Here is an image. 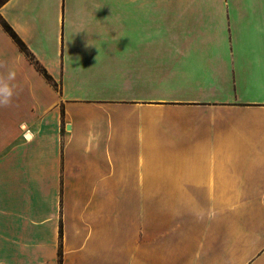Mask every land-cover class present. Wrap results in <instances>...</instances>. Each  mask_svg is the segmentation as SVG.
I'll use <instances>...</instances> for the list:
<instances>
[{
    "label": "crops",
    "instance_id": "0c3cea01",
    "mask_svg": "<svg viewBox=\"0 0 264 264\" xmlns=\"http://www.w3.org/2000/svg\"><path fill=\"white\" fill-rule=\"evenodd\" d=\"M0 18L51 78L0 23V264H264V172L244 168L264 163V0H7Z\"/></svg>",
    "mask_w": 264,
    "mask_h": 264
},
{
    "label": "rangeland",
    "instance_id": "374dc122",
    "mask_svg": "<svg viewBox=\"0 0 264 264\" xmlns=\"http://www.w3.org/2000/svg\"><path fill=\"white\" fill-rule=\"evenodd\" d=\"M255 163V165H254ZM253 163V166L248 168V163H244V168L245 170H250V172L252 173H261V172H255L256 170H263L264 172V163H260V162H254ZM259 163H260V167H259ZM239 164H243V163H239ZM264 182V173H262L259 177L255 178L252 180V184L251 185V188L254 189L250 194H253L255 192L256 189H258V187L260 185H262ZM250 197L249 200L252 201V195H248ZM149 197H152V198H149ZM255 200H253V204L255 203L254 202ZM167 209V214L165 215V217H167L168 219L171 218V217H176V214L178 215L180 212V210H178V208H184L186 207V201L183 200V202H181L180 200H178L177 202L174 203V206H173V210L175 208H177V210L175 209V215L174 213L171 212L170 208L168 205L164 204V209ZM148 214H147V232L148 234H153L155 229H156V215H155V205H154V198H153V195H148ZM186 211V209L184 210ZM186 214L184 213L181 217H185ZM185 219V218H184ZM184 219H182L180 222H176L175 224L177 223H182L184 221ZM261 224V227L262 229L264 230V222L260 223Z\"/></svg>",
    "mask_w": 264,
    "mask_h": 264
},
{
    "label": "clouds",
    "instance_id": "9594fccd",
    "mask_svg": "<svg viewBox=\"0 0 264 264\" xmlns=\"http://www.w3.org/2000/svg\"><path fill=\"white\" fill-rule=\"evenodd\" d=\"M15 79L16 73L13 70L0 75V107H9L13 104L16 95Z\"/></svg>",
    "mask_w": 264,
    "mask_h": 264
},
{
    "label": "trees",
    "instance_id": "16d2710c",
    "mask_svg": "<svg viewBox=\"0 0 264 264\" xmlns=\"http://www.w3.org/2000/svg\"><path fill=\"white\" fill-rule=\"evenodd\" d=\"M7 0H0V7L2 6V4H4ZM0 23L2 25V27L4 28V30L10 35V37L13 39V41L18 45L19 49L21 52H23L26 57H28L31 61L34 62V64L38 67V69L44 74L45 78L48 81H51L50 76H48L46 74V72L41 69L38 65L37 62L34 60L33 55L28 51L27 47L24 45V43L18 38V36L14 33V31L11 29V27L0 18Z\"/></svg>",
    "mask_w": 264,
    "mask_h": 264
}]
</instances>
